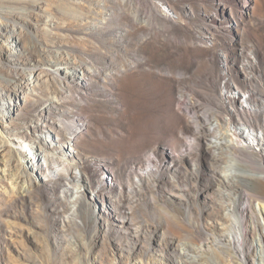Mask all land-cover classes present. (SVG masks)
Returning a JSON list of instances; mask_svg holds the SVG:
<instances>
[{"label": "rangeland", "instance_id": "rangeland-1", "mask_svg": "<svg viewBox=\"0 0 264 264\" xmlns=\"http://www.w3.org/2000/svg\"><path fill=\"white\" fill-rule=\"evenodd\" d=\"M222 119L264 139V0H0V264H239L241 215L264 264L258 180L224 177L264 143Z\"/></svg>", "mask_w": 264, "mask_h": 264}, {"label": "bare ground", "instance_id": "bare-ground-1", "mask_svg": "<svg viewBox=\"0 0 264 264\" xmlns=\"http://www.w3.org/2000/svg\"><path fill=\"white\" fill-rule=\"evenodd\" d=\"M13 35V33H11ZM71 76L76 75V69L73 67L71 69ZM207 121H210V118L207 119ZM223 124L226 128L229 127L233 129L234 135L236 138H233L232 136H227L225 131H221L220 134L216 135V138L214 139L213 143L223 152H229L231 149L234 151L233 154H239L241 156H245L248 159L252 158L250 163L252 162L255 166L261 167V162L257 161L253 158V154L250 152L251 148H255L256 146H260V144L264 143V139L261 136H258L256 133H254L251 129H248V134L250 137H245L240 132V129L234 124H229L225 119H222ZM230 149V150H229ZM245 166H248L249 164L243 163ZM242 170L246 173H239ZM248 176V177H254L258 180V184L260 185V188L254 186V191L257 192V194H253L256 197H259L260 199H264V172H253L251 170L246 169L245 167H241L240 165H236L234 163H229L228 166L225 169L224 177L226 180H230L233 182L231 183V186L234 185V180L240 176V175ZM76 177V176H75ZM230 185V184H227ZM236 189V187H232V190H230L229 187H226L223 189V194L229 196V199L231 198V193ZM234 201V200H233ZM237 211V207H234ZM239 208V207H238ZM245 207H241V213H245ZM240 210V209H239ZM259 223V220H256L254 216H251L250 221L244 220V218L241 215V221L239 222V227L241 228V233H238L237 230H235V233L232 235V237L229 238V244L224 242L225 239L224 235H221L218 237V242L213 240V244L216 245V249L218 250V254L220 256L226 257V255L231 256L232 252L236 257H239L241 259V263L244 264V260H247L250 254V250L252 248V245L248 241V237L251 233L255 232L257 229V224ZM217 238V237H216ZM231 248V249H230ZM231 250V251H230ZM229 251L231 253H229ZM184 257L188 260L189 264H205L208 261V256L203 257H195L190 256L189 254L184 253ZM219 256V257H220ZM259 261L261 260L258 255ZM238 264V263H236Z\"/></svg>", "mask_w": 264, "mask_h": 264}]
</instances>
